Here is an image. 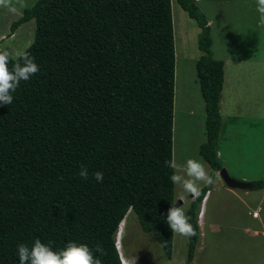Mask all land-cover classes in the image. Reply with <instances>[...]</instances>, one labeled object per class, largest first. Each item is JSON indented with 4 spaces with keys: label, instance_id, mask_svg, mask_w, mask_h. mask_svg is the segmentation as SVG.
Masks as SVG:
<instances>
[{
    "label": "trees",
    "instance_id": "1",
    "mask_svg": "<svg viewBox=\"0 0 264 264\" xmlns=\"http://www.w3.org/2000/svg\"><path fill=\"white\" fill-rule=\"evenodd\" d=\"M198 29L195 74L204 103L198 154L208 183L185 215L189 264L200 238L197 211L223 168L217 156L223 63L212 57L210 26L193 0H176ZM34 21L25 50L39 65L0 106V264H18V243L39 238L104 249L102 264H121L120 222L134 214L167 259L172 236L162 216L173 206L174 40L170 0H37L11 24ZM20 57H8L11 68ZM81 166L88 180L78 176ZM100 171L97 183L92 173ZM264 188V179L250 183Z\"/></svg>",
    "mask_w": 264,
    "mask_h": 264
},
{
    "label": "rangeland",
    "instance_id": "2",
    "mask_svg": "<svg viewBox=\"0 0 264 264\" xmlns=\"http://www.w3.org/2000/svg\"><path fill=\"white\" fill-rule=\"evenodd\" d=\"M36 1L0 0V51H6L8 57L11 59L19 57L18 53L24 52L30 46L35 31L33 20L25 22L12 34H10L11 24L20 18L23 11L30 8ZM193 1L197 8L205 15L206 19L213 20L215 16L217 20L218 16L222 15L224 21L230 23L240 22L243 26L252 24L251 31L254 29L255 13L251 14L252 5L249 0H222L221 2H215V0ZM170 3L175 58L172 128V145H174L175 152L172 150V161L174 165L182 166L187 159L199 160L204 165L207 173L208 166L201 156L198 155L197 149L202 139L195 141V137L202 130L201 118H195L190 115V112L193 113L194 111L192 108L195 110L204 108L195 74V61L201 54L197 48L199 29L195 21L180 8L176 0H170ZM252 3L256 5V0H252ZM242 18L245 19L243 20ZM216 20H213L212 23L215 24ZM225 151L227 155V163L225 164L227 165L229 174L233 178H236L237 181H241L240 178L246 176L249 172L246 169L247 166L242 165L239 157L235 159L236 157L234 158L229 150L226 149ZM176 170L182 172V167ZM199 184H202V181ZM240 193L242 192L240 191ZM189 195L179 186H174L173 205L177 207L181 206L184 213H186L185 211L189 207ZM219 195L221 196L218 199L222 203L216 202L214 205H216L218 215L221 216V223L224 225L220 232L215 235L205 233V252L200 259L207 255L208 262L207 260L200 261L203 264H264V243L257 239L253 241L241 237L236 225V223H239L245 226V222L250 223L246 213L245 215L238 214L242 211L239 203L235 200H229L228 196L223 198L222 193ZM179 199L183 200V204L180 206L177 204ZM239 228L242 229L240 226ZM123 230L119 243L125 257L123 259L124 264L172 263L164 256L161 247L153 236L140 231L137 218L134 214L126 216ZM186 244V236L173 233L172 256L174 262L172 264L186 259Z\"/></svg>",
    "mask_w": 264,
    "mask_h": 264
},
{
    "label": "crops",
    "instance_id": "3",
    "mask_svg": "<svg viewBox=\"0 0 264 264\" xmlns=\"http://www.w3.org/2000/svg\"><path fill=\"white\" fill-rule=\"evenodd\" d=\"M221 1L215 0V2ZM249 1L252 5L251 14L255 13L252 31V24L243 26L240 22L230 23L224 21L222 15L218 16V19L221 18L220 20H216L214 16L215 24L212 23L213 20L207 19L212 38V57L223 63V82L219 103L221 128L218 136L217 156L228 174L225 150H229L234 158L236 157L235 159L239 157V161L243 166H247L246 169L249 171L246 176L240 178V182L245 183L264 179V24L258 23L259 14L256 5L252 3V0ZM210 21L211 23H209ZM192 109L194 111L190 112V115L201 118L202 130L195 137V141L202 139L201 144L205 140L204 108L201 110ZM173 150L175 152L174 145ZM172 163L174 164L173 161ZM217 176L218 174L210 183L211 186L205 192L198 207L197 214L202 213L200 218L197 217L200 238L194 257L189 264H203L200 260L208 262L207 255L200 259L205 252V233L215 235L224 225L221 223V216L218 215L216 205H214L216 202H221L218 199L221 193L223 198L228 196L229 200L239 203L242 211L238 214L245 215L246 213L247 219L250 221V223L245 222V226L236 223L241 237L253 241L257 239L264 243V188L253 192L252 188L248 190L230 189ZM229 176L233 178L230 174ZM233 179L236 180V178ZM208 182L202 181L197 192ZM196 193L188 196L189 206ZM177 204L182 205L183 200L179 199ZM254 212L257 214L256 216L251 215ZM168 260L174 262L172 253ZM184 262L185 259H182L176 264H184Z\"/></svg>",
    "mask_w": 264,
    "mask_h": 264
},
{
    "label": "clouds",
    "instance_id": "4",
    "mask_svg": "<svg viewBox=\"0 0 264 264\" xmlns=\"http://www.w3.org/2000/svg\"><path fill=\"white\" fill-rule=\"evenodd\" d=\"M256 10L259 14L258 23L264 24V0H256ZM18 55L20 59L9 68L8 53L0 51V106L12 104L13 93L20 82L28 81L39 71V65L35 63L34 58L27 51L20 52ZM167 163L168 167L174 169L168 177L172 185L179 186L188 194L197 192L199 182L210 179L204 165L199 160L187 159L182 166L174 165L172 162ZM180 167H182V172L176 170ZM77 174L82 180L89 178V171L86 166H81ZM91 175L97 183L102 182V172L96 171ZM162 219L172 233L186 237L195 234L192 225L188 222L189 218L181 206L173 205L170 207ZM115 244L121 264H123L122 255L117 248L116 235ZM15 255L18 257V264H102L101 256L104 255V249L100 244L90 248L86 243L68 241L63 247L54 250L51 241L44 243L37 238L30 245L18 243Z\"/></svg>",
    "mask_w": 264,
    "mask_h": 264
},
{
    "label": "water",
    "instance_id": "5",
    "mask_svg": "<svg viewBox=\"0 0 264 264\" xmlns=\"http://www.w3.org/2000/svg\"><path fill=\"white\" fill-rule=\"evenodd\" d=\"M217 174L223 183L230 189L248 190L252 188L250 183L236 181L231 178L224 168H222Z\"/></svg>",
    "mask_w": 264,
    "mask_h": 264
},
{
    "label": "bare ground",
    "instance_id": "6",
    "mask_svg": "<svg viewBox=\"0 0 264 264\" xmlns=\"http://www.w3.org/2000/svg\"><path fill=\"white\" fill-rule=\"evenodd\" d=\"M124 226H125V219L122 220V222L119 224V227H118V230H117V234H116V242H117V248L120 252V254L122 255V258L125 259L124 255H123V252H122V248H121V245H120V240H121V236L123 234V229H124ZM124 261V260H123ZM124 264V263H123Z\"/></svg>",
    "mask_w": 264,
    "mask_h": 264
},
{
    "label": "built area",
    "instance_id": "7",
    "mask_svg": "<svg viewBox=\"0 0 264 264\" xmlns=\"http://www.w3.org/2000/svg\"><path fill=\"white\" fill-rule=\"evenodd\" d=\"M207 193H208V192H207ZM207 193H206V194H207ZM201 214H202V213H199V214H198V217H199V218L201 217ZM251 215H252V216H256L257 214L254 212V213H252Z\"/></svg>",
    "mask_w": 264,
    "mask_h": 264
}]
</instances>
